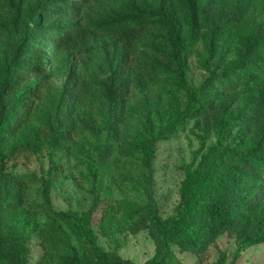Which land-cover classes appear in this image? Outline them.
<instances>
[{"label": "trees", "instance_id": "16d2710c", "mask_svg": "<svg viewBox=\"0 0 264 264\" xmlns=\"http://www.w3.org/2000/svg\"><path fill=\"white\" fill-rule=\"evenodd\" d=\"M255 7L264 8V0H0V264H30L32 233L44 249L35 264H134L98 242L93 217L103 199L83 212L58 209L48 179L8 163L21 151L39 153L46 141L70 148L78 115L96 104L120 121L137 89L157 94L156 117L139 129L127 154L141 161L137 183L147 200L113 201L110 184L98 176L100 168L110 171L104 160L115 150L116 133L98 132L88 145L99 154L89 162L94 182L108 196L104 234L120 212L138 217L133 230L149 231L156 246L143 264H183L179 252L202 253L226 232L239 242L229 264L264 242V20L251 17ZM100 42L107 50L104 74L82 78L73 66L94 60ZM194 52L207 73L199 86L188 79ZM68 63L56 100L60 120H43L46 138L40 125L17 142L37 122L48 78ZM164 99L170 104L158 111ZM194 116L205 121L201 141L212 131L216 141L187 167L179 206L163 217L153 197L157 144ZM38 182L39 197L31 200ZM20 215L27 218L18 227L13 219Z\"/></svg>", "mask_w": 264, "mask_h": 264}, {"label": "rangeland", "instance_id": "374dc122", "mask_svg": "<svg viewBox=\"0 0 264 264\" xmlns=\"http://www.w3.org/2000/svg\"><path fill=\"white\" fill-rule=\"evenodd\" d=\"M251 17L257 21H263L264 8L255 7ZM215 20L216 17H212L205 25L206 28H209V32L214 28ZM106 58V47L100 42L94 60L79 59L73 69L86 79L96 73L103 75ZM188 63V79L192 85L199 86L207 77V73L199 67L197 52L189 55ZM70 66L68 63L50 75L48 80L51 88L45 93V99L40 104L37 122L31 125L17 142L25 140L33 133H38L40 125L42 131L39 132L43 134V138H46L43 120L54 123L60 120L56 100L60 98V90L68 78ZM51 69L49 68V71ZM151 99L156 100L157 94L147 89L135 90L120 121H116L114 116L105 112L103 106L99 104L97 106L95 103L96 105L89 107L84 115H78L77 129L71 130V140L74 143L70 148L63 144L56 148L51 146L50 141H46L44 149L39 153L31 154L21 151L8 163L10 169L18 172H36L42 178L48 179L51 184L53 203L58 209L72 208L83 212L88 210L96 200L103 199L93 217L98 242L105 250L119 251L123 257L132 259L134 264H143L154 255L155 242L149 231L135 232L133 230V226L138 222V217L131 219L123 212L119 213L118 221L111 227L108 235H105L101 230L100 221L104 213L103 209L108 203L105 201L108 196L94 182V173L90 169L89 162L92 158L99 161V154L92 151L88 145L98 132L107 133L112 130L116 133L115 150L104 160L109 163L110 171L103 174L104 170L100 168L98 176L110 184L113 201L125 198L146 201L147 198L137 183L141 161L138 162L127 154L130 142L139 129L146 125L150 126L156 117L157 106L153 105L155 102H151ZM169 104V99H164L158 104V111L166 109ZM196 117L187 118L185 125L176 134L157 144L153 197L163 217L174 214L179 206L181 201L180 186L186 176L187 167L197 164L202 154L216 141L213 131L204 143L201 141V135L206 130V125L202 118ZM48 137L51 138L50 135ZM52 160L56 162L55 165ZM41 186V182L36 183L31 200L39 197ZM140 195L141 197H139ZM26 218L27 215H20L15 217L13 222L20 227ZM29 237V263L35 264L44 253L42 239L37 233H32ZM238 245L237 235L234 232H226L216 239L206 251L202 253L179 252V257L183 264H210L220 259L224 260L221 264H229ZM236 264H264V242L244 250Z\"/></svg>", "mask_w": 264, "mask_h": 264}]
</instances>
